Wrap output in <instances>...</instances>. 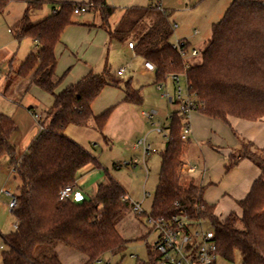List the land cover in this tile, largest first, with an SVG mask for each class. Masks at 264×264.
I'll return each instance as SVG.
<instances>
[{
    "label": "trees",
    "instance_id": "16d2710c",
    "mask_svg": "<svg viewBox=\"0 0 264 264\" xmlns=\"http://www.w3.org/2000/svg\"><path fill=\"white\" fill-rule=\"evenodd\" d=\"M16 2L25 3L26 10L11 31L18 40L31 38L36 46L17 75L21 81H29L27 87L35 85L51 94L54 103L44 111L45 120L39 121L42 129L20 160L10 144L14 121L0 116V156L10 157V166L19 181L17 204L12 210L18 227L3 237V264H63L57 255L39 254L43 247L58 244L84 255L85 264L127 249L128 242L118 231L117 221L133 204L117 180L109 176L108 183L100 184L90 200L59 203L60 192L67 186L75 188L79 171L97 161L66 135L67 129L91 127L103 135L109 112L97 116L93 104L106 86L123 82L121 76L106 69L99 74L91 72L57 92L61 79L55 76L56 48L66 27L77 23L72 19L77 7L86 6L88 12L100 17V28L105 29L111 42L133 43L136 55L155 66L157 83H165L173 75H185L196 110L205 116L225 124L231 117L249 122L264 118V0H232L222 19L213 24L208 46L197 65H190L174 48L170 41L175 31L172 12L159 4L125 8L112 27L110 19L117 8L108 0L50 1L54 12L36 23L32 16L46 2L0 0V16ZM185 42L183 49L188 51L190 43ZM123 92L125 102H143L141 90L134 88L131 81L125 82ZM176 105L166 128V146L160 152L161 169L150 216L170 218L184 214L191 221H204L216 233L220 258L233 261L238 253L240 264H264V147L257 148L239 137L241 148L229 157L226 171L247 159L260 169L261 175L246 198L237 202L242 215L232 212L221 220L215 206L205 202L204 188L193 181H183L188 140L181 137L184 116ZM149 254L147 264H158L160 255L151 248Z\"/></svg>",
    "mask_w": 264,
    "mask_h": 264
},
{
    "label": "rangeland",
    "instance_id": "374dc122",
    "mask_svg": "<svg viewBox=\"0 0 264 264\" xmlns=\"http://www.w3.org/2000/svg\"><path fill=\"white\" fill-rule=\"evenodd\" d=\"M50 1L66 0H45L43 9L32 16L34 23L43 20L51 12ZM73 1L78 2V0ZM129 1L135 0H118L114 5L117 11L110 19L112 27L116 26L121 10L129 7L127 4ZM139 2L141 4L136 5H156L161 2L164 8L172 12L170 19L177 28L170 41L172 44H177L179 40L190 42L186 60L190 65H197L201 63L202 53L208 46L213 24L222 19L232 0H140ZM25 7V3H13L6 13L0 16V89L5 87L4 96L0 95V116H8L14 121L16 127L12 133L11 142L15 144L17 153L25 151L41 130V125L29 108H36L34 112L45 120L44 111L50 109L54 103V97L51 94L35 85L30 86L29 92L24 97L19 95L20 85L25 87L17 71L22 62L33 52L34 46L31 38L25 37L18 40L11 30H14L13 25L22 18ZM72 19L77 23L66 27L62 35V43L56 49L58 59L56 76L61 79L57 92L77 83L91 72L99 74L109 69L110 73L116 76L120 69L126 70L125 75L120 77L123 82L119 86H106L93 104L94 113L97 116L109 112L104 134L91 127L70 126L66 131V135L82 145L97 159L96 162L83 167L77 175L76 184L79 192L83 194L77 202L82 203L93 198L98 186L108 183L109 176L123 186L131 198V203L141 202L145 198L144 215H137L132 206L117 221L118 231L128 242L126 251L117 255H104L103 264H147L150 260V248L154 250L153 246L158 237L147 222V217L151 214L158 185L161 169L160 150L165 148L168 139L165 137L168 134L167 130L162 134H159L158 130L159 127L167 128L170 125L172 114L177 110V105L169 103L164 97L166 92L174 96L171 78L166 80L167 88L160 89L156 75L146 72L140 57L129 50L125 44L110 42L105 29L100 28L101 20L98 15L86 12L73 15ZM126 43L129 45L131 42ZM194 49L198 53L197 56L191 55ZM127 81H131L134 88L141 90L143 96L141 104H130L124 101L123 90ZM181 86L183 89L186 88L184 81ZM17 95H19L18 99L23 97L22 101H18L19 104L14 103L10 98ZM143 111L149 114L158 112L159 115L156 114L153 119L148 117L144 119L141 115ZM143 124H147L144 130H142ZM132 127L135 130L140 127V130L135 132ZM143 140L147 141V144H152V141L154 144L158 143L155 145L159 151L146 155L144 144H139ZM191 145L188 140L185 148L186 155L198 162L202 159V154L198 146ZM135 160H137L136 165ZM114 165H121V168L116 169ZM9 170L12 169L9 168ZM198 174L199 172L196 174L198 177L194 179L184 176L183 181L187 183L194 180L195 183L200 184ZM10 179L11 182H8ZM18 183V179L14 180V176L7 171L2 173L0 169V188L7 185L5 187L16 192ZM145 193L149 195L146 196ZM6 200H9L6 196L0 198V264H3L2 252L6 248L3 237L16 230V218L9 204L1 205L2 202L7 203ZM218 217L221 220L225 219L224 214H219ZM203 227L205 230L212 229L206 222ZM39 254L57 255L63 264H85L87 261L84 255L61 244L43 247ZM218 264H240V255L235 254L233 261L220 258Z\"/></svg>",
    "mask_w": 264,
    "mask_h": 264
},
{
    "label": "crops",
    "instance_id": "0c3cea01",
    "mask_svg": "<svg viewBox=\"0 0 264 264\" xmlns=\"http://www.w3.org/2000/svg\"><path fill=\"white\" fill-rule=\"evenodd\" d=\"M66 1H70V0H66ZM87 1L88 0H78L77 2V1L72 0L70 2L85 3ZM117 1L118 0H108V2L113 6L117 4L116 3ZM139 1L137 0L133 2L129 1V3L127 4H129V7L139 6V5H136V4H141ZM158 4L161 6V8L166 9L164 8L161 2H159ZM147 6H150V5H147ZM50 7H51V4H50ZM125 8H128V7H124L121 10V13L117 19V22L120 20ZM25 10H26V7H25ZM53 12L54 11L52 10V7H51V12L46 17L51 15ZM196 35H198V33ZM61 43H62V38L59 44ZM122 44H125L129 50L134 52V49H130L129 45L126 42ZM33 46H34L33 47V52H34L36 50L34 41H33ZM140 58L145 64V60L142 57ZM57 65H58V59H57ZM146 72L155 74V72H150L147 70ZM55 76H56V71H55ZM56 79H58L57 76H56ZM22 83L25 88H23L20 85L19 95H23L24 97V95H26L29 92L30 87H26L27 84H29V81H25V82L22 81ZM167 86H168V82L166 81L165 88H167ZM25 91L27 92L25 93ZM3 92H5V87H2V89H0L1 96H4ZM19 95L15 97L10 96V98L13 100L14 103L19 104L18 101H22V98H23L22 97L21 99H18ZM31 108L33 109V113H34V109L36 108L34 107H31ZM31 108H29V111ZM93 111H94V105H93ZM144 114L145 112L143 111L141 115L144 119H146ZM157 114L159 115L158 112ZM190 123H191V134L188 139L189 144L198 146V150L202 154V159L198 162L194 161V159L187 157L186 150H185L184 155H183V161H184V166L182 169L183 176H185L186 178L190 177L194 179L197 176L196 175L197 172H199L198 175L200 179V184L195 183L194 180L192 181L196 185L204 188V200L208 205L215 206V213L217 216L219 214L221 215L224 214L223 218H226L232 212H235L239 216H241L242 210L238 206L237 202L246 198L253 184L259 179L261 175V171L256 165H254L251 161L247 159L242 160L234 169H232L229 172L226 171L225 166L228 162L229 157L241 148L239 137L251 142L252 144H254V146L256 145L258 148L264 147V118L262 119V121L249 122V121L231 117L229 118V123L225 124L224 122L218 119L207 117L201 112L196 111L192 114L190 118ZM15 127L16 126L14 125V130H15ZM146 127H147V124H143L142 130H144V128ZM132 128H133L132 130H134L135 132L140 130V127L136 130L134 129V127ZM165 128L166 127L164 128L159 127V130H158L159 134H162L166 130ZM165 137H167V135H165ZM10 144L14 146L16 149L15 144L11 142V137H10ZM155 144L158 145V143H155ZM155 144L153 143V141H152V144L151 143L149 144L152 147L151 154L153 152L157 153L159 151V149L156 147ZM165 146H166V143H165ZM25 151H21L17 153L16 159L20 160L23 154L25 153ZM114 167L116 169H120L121 165H114ZM9 168L13 170V168L10 166V157L7 155L0 156V169L2 173H5L7 171V173H10L11 176H14V180H16L15 172L12 170L11 172ZM190 168H192V170H190ZM8 182H11V179L8 180ZM8 182H6V184ZM3 186L5 187L7 185H3ZM1 189L2 188H0V190ZM145 194L146 196L149 195V194L147 195V193ZM82 195H83L82 192H79V189L76 184V187L74 188L72 196H71V200L76 203H80L77 201L79 198L82 197ZM3 196L4 195L0 196V198H2ZM127 197L131 201V198L128 193H127ZM9 202L10 200H8L7 203L2 202L1 205L7 206ZM144 202H145V198L141 202H134L132 204L140 205L143 212H145L143 209Z\"/></svg>",
    "mask_w": 264,
    "mask_h": 264
},
{
    "label": "built area",
    "instance_id": "2783aa9c",
    "mask_svg": "<svg viewBox=\"0 0 264 264\" xmlns=\"http://www.w3.org/2000/svg\"><path fill=\"white\" fill-rule=\"evenodd\" d=\"M88 10V7L81 6L77 7L74 12L76 15H80L88 12ZM175 28H177L176 24L174 26V29ZM185 43L184 40H179L177 44H174V48L186 59V56L189 54V49L188 51L183 49ZM129 48L134 49L133 43H129ZM191 55L197 56L198 53L194 49ZM144 66L147 71L155 72L156 70L155 66L149 61H145ZM125 71V69H120L117 75L122 77ZM170 78L173 84L174 96L166 92L164 97L171 104H179L184 116V128L181 137L184 141H187L191 134L190 118L192 114L197 111L196 103L194 98L190 95L185 75H173ZM182 81L185 82V89L181 86ZM159 88H165V83H160ZM156 114V112L150 114L145 113L144 116L153 119ZM35 116L39 122L41 117L37 113H35ZM139 144H144L146 155L151 154L152 147L147 144V141L143 140V142H139ZM134 164H137V160L134 161ZM190 170H192V168H190ZM12 171H14V169ZM73 190L74 187L72 186L65 187L60 192L59 203L63 204L68 202V200L71 199ZM2 195L9 198V208L12 211L17 204L16 192L11 188L5 187L0 190V196ZM133 210L138 215L144 214L140 205L133 204ZM147 222L151 225L152 230L158 234L157 241L153 246L155 252L160 255L158 264H218L220 255L216 233L214 229L205 230L203 227L204 221L194 222L186 215L179 214L170 218H153L149 215L147 217ZM17 227L18 225L15 224V228ZM103 263V260H99L92 264Z\"/></svg>",
    "mask_w": 264,
    "mask_h": 264
}]
</instances>
